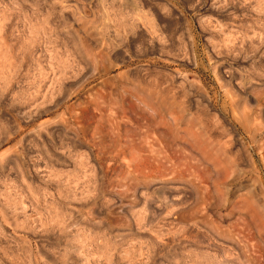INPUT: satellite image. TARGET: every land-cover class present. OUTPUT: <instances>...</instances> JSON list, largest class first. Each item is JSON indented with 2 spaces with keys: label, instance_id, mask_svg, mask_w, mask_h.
<instances>
[{
  "label": "rangeland",
  "instance_id": "rangeland-1",
  "mask_svg": "<svg viewBox=\"0 0 264 264\" xmlns=\"http://www.w3.org/2000/svg\"><path fill=\"white\" fill-rule=\"evenodd\" d=\"M263 111L264 0H0V264H264Z\"/></svg>",
  "mask_w": 264,
  "mask_h": 264
},
{
  "label": "bare ground",
  "instance_id": "bare-ground-1",
  "mask_svg": "<svg viewBox=\"0 0 264 264\" xmlns=\"http://www.w3.org/2000/svg\"><path fill=\"white\" fill-rule=\"evenodd\" d=\"M241 89H242V88H241ZM230 92H231V91H230ZM236 102H237V101H236ZM236 102H235V103H236ZM246 102H247V101H246ZM233 105H234V104H233ZM239 106H240V105H239ZM225 107H226V106H225ZM232 107H233V106H232ZM234 107H235V106H234ZM241 108H242V107H241ZM241 108H240V109H241ZM228 109H229V108H228ZM225 110L227 111V108H226ZM238 110H239V109H238ZM240 111H241V110H240ZM257 111H258V110H257ZM232 112H233V111H232ZM263 112H264V111H263ZM236 113H238V112H236ZM239 114H240V112H239ZM151 115H152V114H151ZM232 115H234V114H232ZM262 116H263V115H262ZM234 117H235V116H234ZM244 118H245V117H244ZM153 119H154V118H153ZM233 119H234V118H233ZM235 119H236V118H235ZM237 119H238V118H237ZM234 121H236V120H234ZM240 121H241V120H240ZM236 122H237V121H236ZM241 122H242V121H241ZM248 124H249V123H248ZM261 124H262V123H261ZM243 125H244V124H243ZM239 126H240V125H239ZM262 126H263V125H262ZM239 128H240V127H239ZM242 130H243V129H242ZM240 131H241V130H240ZM244 133H245V132H244ZM259 135H260V134H259ZM249 137H250V136H249ZM71 138H72V137H71ZM247 138H248V137H247ZM249 139H250V138H249ZM250 140H251V139H250ZM250 142H251V141H250ZM245 144H246V143H245ZM248 145H249V143H248ZM253 145H254V143H253ZM253 145H252V147H254ZM248 149H249V147H248ZM256 150H257V149H255V151H256ZM263 150H264V149H263ZM207 151H208V150H207ZM210 152H211V151H210ZM257 153H258V151H257ZM260 158H261V157H260ZM253 159H254V158H253ZM256 163H257V162H256ZM259 163H260V161H259ZM257 167H258V166H257ZM258 169H259V168H258ZM199 173H200V172H199ZM248 175H249V174H248ZM175 181H176V180H175ZM263 181H264V180H263ZM176 182H177V181H176ZM193 182H194V181H193ZM175 184H176V183H175ZM177 184H178V183H177ZM195 184H197V183H195ZM193 185H194V184H193ZM193 185H192V186H193ZM190 186H191V185H190ZM194 186H195V185H194ZM195 187H197V185H196ZM197 188H198V187H197ZM190 189H191V188H190ZM193 189H195V188H193ZM193 189H192V190H193ZM198 189H199V188H198ZM184 190H186V189L184 188ZM180 191H182V190L180 189ZM189 191H190V190H189ZM189 191H188V193H189ZM193 191H194V190H193ZM195 191H197V189H196ZM198 191H199V190H198ZM198 191H197V192H198ZM172 192H173V191H172ZM183 192H184V191H183ZM191 193H192V192H191ZM172 194H173V193H172ZM175 194H176V193H175ZM192 194H193V193H192ZM183 195H184V194H183ZM186 195H187V194H186ZM186 195H185V196H186ZM189 195H190V194H189ZM189 195H188V196H189ZM195 195H196V194H195ZM199 195H200V194H199ZM199 195L197 194V196H199ZM197 196H196V197H197ZM182 198H183V196H182ZM198 198H199V197H198ZM200 198H202V197H200ZM200 198H199V199H200ZM186 199H187V198H186ZM186 199H185V200H186ZM188 199H189V197H188ZM186 201H187V200H186ZM199 201H200V200H199ZM178 202H179V200H178ZM182 202H184V201H182ZM184 203H185V202H184ZM208 208H209V207H208ZM177 212H178V211H177ZM180 215H181V214H180ZM177 218H179V216H178ZM173 220H174V219H173ZM223 231H225V229H224ZM226 232H227V231H226ZM226 232H225V233H226ZM228 236H229V235H228Z\"/></svg>",
  "mask_w": 264,
  "mask_h": 264
}]
</instances>
